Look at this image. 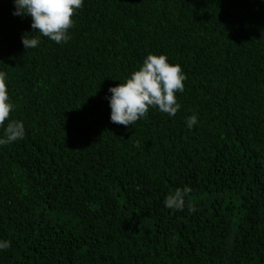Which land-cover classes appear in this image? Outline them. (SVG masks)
I'll use <instances>...</instances> for the list:
<instances>
[{
	"label": "trees",
	"instance_id": "obj_1",
	"mask_svg": "<svg viewBox=\"0 0 264 264\" xmlns=\"http://www.w3.org/2000/svg\"><path fill=\"white\" fill-rule=\"evenodd\" d=\"M15 11L0 0L26 132L0 146V264H264V0H84L61 44ZM150 54L187 76L180 110L112 123L109 88Z\"/></svg>",
	"mask_w": 264,
	"mask_h": 264
},
{
	"label": "clouds",
	"instance_id": "obj_2",
	"mask_svg": "<svg viewBox=\"0 0 264 264\" xmlns=\"http://www.w3.org/2000/svg\"><path fill=\"white\" fill-rule=\"evenodd\" d=\"M16 11L13 15L31 17L33 33L49 38L57 44L67 43L71 37L69 30L74 27L73 17L81 9L84 0H13ZM39 37L24 33L22 44L25 49H33L40 44ZM2 62V61H0ZM3 63V62H2ZM7 73L0 71V146L10 145L25 138L22 121L9 119L16 105L10 101L6 85ZM187 76L179 64L171 65L164 55H148L138 71L116 87L109 88L111 122L117 125H133L145 119L150 108H158L164 114L175 116L181 108L176 93L185 90ZM8 123L5 125V122ZM198 123V117L187 118L189 130ZM138 146V145H137ZM190 188H177L165 199V206L172 210H183ZM194 212L195 208H190ZM11 246L10 241L0 240V250Z\"/></svg>",
	"mask_w": 264,
	"mask_h": 264
}]
</instances>
